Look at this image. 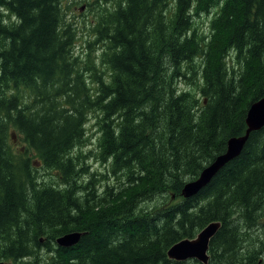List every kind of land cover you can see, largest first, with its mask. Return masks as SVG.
<instances>
[{"label": "trees", "instance_id": "16d2710c", "mask_svg": "<svg viewBox=\"0 0 264 264\" xmlns=\"http://www.w3.org/2000/svg\"><path fill=\"white\" fill-rule=\"evenodd\" d=\"M64 6L0 0V260L204 264L168 250L217 220L209 264H264V126L183 196L264 97V0H99L82 52Z\"/></svg>", "mask_w": 264, "mask_h": 264}, {"label": "water", "instance_id": "95a60500", "mask_svg": "<svg viewBox=\"0 0 264 264\" xmlns=\"http://www.w3.org/2000/svg\"><path fill=\"white\" fill-rule=\"evenodd\" d=\"M246 122L248 125L246 135L242 137L230 138L226 151L218 155L215 160L201 172L198 179L191 181L184 186V196L191 197L197 194L211 181V179L225 164L240 154L250 132L261 129L264 126V98L251 104L250 109L248 110ZM221 225V221L211 222L200 231L196 238L184 239L172 246L168 251L169 256L177 260L195 258L204 264H208L210 241L218 232ZM80 236V232L72 231L60 236L57 239V243L61 246L68 247L76 244L79 241ZM0 264L7 263L0 260Z\"/></svg>", "mask_w": 264, "mask_h": 264}, {"label": "rangeland", "instance_id": "374dc122", "mask_svg": "<svg viewBox=\"0 0 264 264\" xmlns=\"http://www.w3.org/2000/svg\"><path fill=\"white\" fill-rule=\"evenodd\" d=\"M65 1V6L64 9L68 14L69 19L73 20V22L75 23H79L80 24V28H81V33H80V39H79V45H78V51L82 52V50L86 51V39L90 38V34L89 32L91 31V23L94 21V13L96 11V9L98 8V2L99 0H64ZM102 5V4H101ZM193 13L198 14L194 9H193ZM204 16V14H201ZM203 16H200L201 18ZM209 17L203 18V20H198V23L200 26H196V30L197 29H202L204 30L207 34L209 33L208 30V26H209ZM203 21V22H202ZM197 31L194 32V34H196ZM189 34V32H188ZM178 84H179V88H185L187 87L189 84L185 81V79L183 77H180L178 80ZM93 121H91L88 124V132L89 135L91 136V134H93L95 132V127L93 126ZM96 135V134H94ZM86 147H88V150L91 149L92 147V141L89 142L87 144V146L82 147L83 153L86 154ZM79 150V148L77 149V151ZM94 153V150L92 152V154ZM86 164L89 165L90 170H98V171H104V166L102 164V162L98 161L96 156L90 155L89 158L86 160ZM43 173H45L46 175H51L52 172H50L51 174L48 173V171L42 169ZM202 172V171H201ZM201 174V173H200ZM200 174L197 178L200 177ZM55 177V175H54ZM195 178V179H197ZM110 183V182H109ZM172 198L175 199L176 196L172 195ZM143 207H145L147 204L146 203H141ZM49 251L47 249H42V254L43 256L46 257V255H48Z\"/></svg>", "mask_w": 264, "mask_h": 264}]
</instances>
